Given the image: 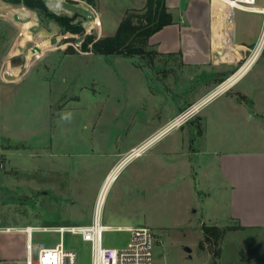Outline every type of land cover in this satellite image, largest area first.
Instances as JSON below:
<instances>
[{"label": "rangeland", "instance_id": "obj_1", "mask_svg": "<svg viewBox=\"0 0 264 264\" xmlns=\"http://www.w3.org/2000/svg\"><path fill=\"white\" fill-rule=\"evenodd\" d=\"M73 23L80 22L74 17ZM90 34L103 37L91 26L73 32L22 2L0 0V227L90 222L110 153H127L148 139L164 127L146 137L171 107L193 94L173 93L174 84L165 83L162 75L171 69L153 46L143 55H105L84 48ZM199 127L196 120L187 121L183 129L174 128L147 149L178 146L183 138L192 143ZM196 140L194 145L199 144ZM205 157L194 155L198 173L192 194L186 192L183 198L168 180L169 191L163 196L139 200L132 195L136 185H129L128 172H123L106 192L102 222L149 226L156 237L154 264L222 263L219 254L227 228L218 241H209L203 227L210 225L212 214L221 213L225 191L216 162L207 177L198 167L206 158L216 161ZM159 172L152 171L142 185L157 183ZM226 238V258L244 244L253 250L261 245L264 252V243L253 233ZM129 239L127 230L107 229L103 234L107 246H124ZM26 240L25 232H0V259L21 260ZM58 241L55 232H34L35 244ZM64 242L77 250L78 264H92L90 244L78 234L66 232ZM37 254L35 245V258Z\"/></svg>", "mask_w": 264, "mask_h": 264}, {"label": "crops", "instance_id": "obj_2", "mask_svg": "<svg viewBox=\"0 0 264 264\" xmlns=\"http://www.w3.org/2000/svg\"><path fill=\"white\" fill-rule=\"evenodd\" d=\"M45 1L53 12L76 17L84 27L95 28L100 36L114 34L127 11L142 10L146 4L144 0ZM139 1L142 5H135ZM263 2L256 0L246 6L235 5L231 0H166L173 22L155 32L149 44L171 69L162 75L165 83L174 84L173 93L184 96L194 91L171 107V112L157 122L156 128L146 137L158 127L167 125L190 103L206 95L209 100L188 120H196L200 125L192 143L189 138H183L178 146L166 144L161 150L147 149L126 160L113 181L127 171L126 181L136 185L133 188L136 193L132 195L139 200L151 194L163 196V191H169L167 182L171 181L174 184L171 190L183 198L186 192L192 194V180L198 173L194 168V155L202 153L206 157H216V161L205 157L198 167L207 177L210 164L216 162L223 181L225 197L220 199L223 208L219 216L214 213L210 217V225L227 228L219 254L220 264H264L261 245L253 250L244 244L231 258H226L224 253L226 237L232 234L253 233L259 244L264 243V46L255 59L248 60L238 70L264 28V14L252 8L262 6ZM188 80L191 83L188 84ZM183 127L184 124L176 130ZM196 139L199 144L194 145ZM116 151L110 153L112 156L101 186L112 167L127 154V150ZM152 171H160L157 183L143 186ZM135 226L141 225L123 227Z\"/></svg>", "mask_w": 264, "mask_h": 264}, {"label": "built area", "instance_id": "obj_3", "mask_svg": "<svg viewBox=\"0 0 264 264\" xmlns=\"http://www.w3.org/2000/svg\"><path fill=\"white\" fill-rule=\"evenodd\" d=\"M255 1L256 0H231V2L235 5L245 4L246 6L252 5L251 3H254ZM252 8L264 14V2L263 5L260 7ZM263 46L264 28L262 30L259 40L251 49L248 58L238 70L243 68V66L247 63L248 60L255 59L257 55L261 52ZM208 100L209 96L206 95L190 103L179 113H177L167 125H165L153 135H156L163 129V131L166 130V132H168L170 129L182 126L185 122H187L189 119L198 114ZM166 132L161 133L165 134ZM148 139H146L139 145L131 148V150L127 152V154L123 157L121 162L123 160L126 161L129 158L138 156L143 153L150 146V144H145ZM137 148L139 149V151H135ZM120 163L116 165L111 170V172L115 168L119 167ZM105 183L106 180L97 194V198L94 205L93 217L90 223L60 224L54 226L28 225L23 227H0V232H9L15 230L25 232L27 235L25 257H23L17 262L5 261L0 259V264H78L77 250L73 248H67L65 246L64 236L66 232L78 234L85 243L90 244L92 264H154L153 246L156 237L149 226L141 225L135 227H114L112 225H107L102 222V207L105 200V193H103V189ZM107 229L127 230L128 232H130V239L128 243L124 246L104 245L103 234ZM36 231L55 232L59 234V241L55 245H47L46 242H39L35 244L34 232ZM35 245L38 246V254L36 258L34 256Z\"/></svg>", "mask_w": 264, "mask_h": 264}, {"label": "trees", "instance_id": "obj_4", "mask_svg": "<svg viewBox=\"0 0 264 264\" xmlns=\"http://www.w3.org/2000/svg\"><path fill=\"white\" fill-rule=\"evenodd\" d=\"M24 3L27 7L53 18L60 25L73 32L83 31L82 23H73L74 17L57 15L51 11L45 0H9ZM173 22L172 12L169 11L166 0H147L141 11L129 10L122 18L116 32L112 35L96 38L87 35L83 46L95 53L124 56L143 55L146 47L150 46V37L167 24ZM91 44V45H90ZM204 234L209 241H218L224 228L215 225H204Z\"/></svg>", "mask_w": 264, "mask_h": 264}, {"label": "bare ground", "instance_id": "obj_5", "mask_svg": "<svg viewBox=\"0 0 264 264\" xmlns=\"http://www.w3.org/2000/svg\"><path fill=\"white\" fill-rule=\"evenodd\" d=\"M164 130V129H163ZM163 130H161V132H166V130L165 131H163ZM161 132H159V133H157L156 135H153L151 138L149 137V139L145 142V144L146 145H151L154 141H156L163 133H161ZM135 151H139V149L137 148ZM125 161L123 160L121 163H120V165H119V167L124 163ZM119 167H117V168H115L110 174H109V176L106 178V183H105V186H104V189H103V193H105V195H106V192H107V190H108V188H109V186L111 185V183L115 180V178H116V176H117V173H118V170H119Z\"/></svg>", "mask_w": 264, "mask_h": 264}, {"label": "water", "instance_id": "obj_6", "mask_svg": "<svg viewBox=\"0 0 264 264\" xmlns=\"http://www.w3.org/2000/svg\"><path fill=\"white\" fill-rule=\"evenodd\" d=\"M49 7V5H48ZM50 8V7H49ZM68 15V14H67ZM16 141L14 140H11V143H15ZM186 250L190 253L192 251V249L190 247H187Z\"/></svg>", "mask_w": 264, "mask_h": 264}]
</instances>
